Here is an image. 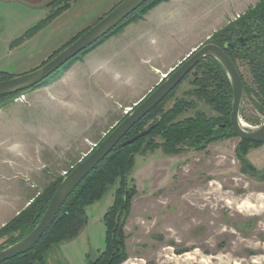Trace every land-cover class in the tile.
<instances>
[{
	"label": "rangeland",
	"instance_id": "1",
	"mask_svg": "<svg viewBox=\"0 0 264 264\" xmlns=\"http://www.w3.org/2000/svg\"><path fill=\"white\" fill-rule=\"evenodd\" d=\"M53 1L0 0V79L46 63L121 0ZM203 1V7L193 6L192 0L185 2L187 9L194 7L187 27L192 26L194 33H211L208 43L259 0ZM240 70L247 81L252 79L246 65L241 64ZM190 72L165 107L190 90L186 94L189 105L177 119L196 112L216 115L205 99L191 91ZM41 86L14 94L0 106V229L30 204V197L42 191V185L59 178L47 169L35 177L30 161L40 166L41 159L32 153H42L44 141L71 144L72 128H92L93 119L79 115L69 116L74 123H68L65 112H57L59 103L54 105L57 108L42 107L35 98ZM241 116L244 127L250 129L264 121V113L244 95ZM59 127L65 133L57 139ZM228 134L216 139L212 135L201 147L191 145L185 151L166 153L158 147L135 155L128 180L136 192L123 213L125 258L120 264H264V142L247 150L245 155L254 166V171L247 172L240 157L242 139ZM118 183L86 206L85 226L53 247L50 264H88L99 255L105 247L104 217L115 202Z\"/></svg>",
	"mask_w": 264,
	"mask_h": 264
},
{
	"label": "trees",
	"instance_id": "2",
	"mask_svg": "<svg viewBox=\"0 0 264 264\" xmlns=\"http://www.w3.org/2000/svg\"><path fill=\"white\" fill-rule=\"evenodd\" d=\"M163 1L167 0L146 1L106 35L82 50L34 87L48 84L50 77L57 72L66 70L81 57V54L88 52L109 36L121 31L128 23L143 17L150 8ZM212 41L225 47L242 77L244 96L251 97L264 113V0H259L245 13L234 20H230L225 27L212 35ZM231 41L236 42L234 48L226 45ZM241 64L246 65L250 70L252 79L249 81L244 78L240 70ZM192 72L193 75L190 72L193 84L191 91L197 98L205 99L216 112V115L206 116L201 112H196L184 119H177L189 105L186 94L190 90L184 91V96L177 98L169 108H166L165 104L170 100L175 91L174 88L159 104L139 120L81 181L38 242L27 251L4 260L0 264H50L49 256L53 247L79 233L88 219L86 206L99 199L117 180L119 183L115 191V202L104 217L106 226L105 247L97 257L91 258L88 264H120L125 258V235L123 231L125 218L123 213L125 214V211L128 210L130 200L136 192L135 186L130 188V181L128 180L129 173L135 163V155L155 150L158 147L166 153L185 151L191 145L201 147V144L207 143L212 135L216 139L224 137L228 133V135L236 134L230 122L233 89L223 65L216 58L207 56L194 67ZM1 73L5 74L6 72ZM8 77L10 76H5V78ZM27 90L14 94L24 93ZM14 94L0 95V106L6 104L7 100ZM144 130L147 132L138 139L128 144L122 143ZM241 143L240 157L244 165L243 168L247 172L254 171V166L248 161L245 154L249 148L261 143L245 139H242ZM62 179V176L57 178L45 186L42 191L36 193L31 198L30 204L1 227L0 239L3 240L0 249L21 239L36 226Z\"/></svg>",
	"mask_w": 264,
	"mask_h": 264
},
{
	"label": "crops",
	"instance_id": "3",
	"mask_svg": "<svg viewBox=\"0 0 264 264\" xmlns=\"http://www.w3.org/2000/svg\"><path fill=\"white\" fill-rule=\"evenodd\" d=\"M185 2L191 0H167L153 6L41 86L35 98L42 107H58V114L65 112L68 123H74L69 116L79 115L92 118L93 124L89 132L72 128L74 141L67 146L59 140L44 141L42 153H32L41 159L40 166L30 161L35 177L45 169L56 177L69 171L163 81V75H169L206 42L211 33H194L192 26L188 29V14L194 13V7L187 9ZM203 2L192 0L193 6L203 7ZM56 131L57 139L65 133L61 127ZM76 134H82L80 139Z\"/></svg>",
	"mask_w": 264,
	"mask_h": 264
},
{
	"label": "water",
	"instance_id": "4",
	"mask_svg": "<svg viewBox=\"0 0 264 264\" xmlns=\"http://www.w3.org/2000/svg\"><path fill=\"white\" fill-rule=\"evenodd\" d=\"M146 1L148 0H121L112 10L46 63L29 72L0 80V95L14 94L41 83L82 50L115 28L122 20ZM207 56L216 58L223 65L230 79L233 89V104L230 116L233 130L241 139L263 143L264 121L253 129L246 128L242 125L240 108L244 95V84L234 61L221 45L214 42L202 44L167 75L138 105L133 107L127 116L115 125L102 141L63 177L36 226L21 239L0 249V262L21 254L36 244L81 181L139 120L159 104ZM146 132L147 130L141 131L137 135L124 140L122 143H131Z\"/></svg>",
	"mask_w": 264,
	"mask_h": 264
},
{
	"label": "flooded vegetation",
	"instance_id": "5",
	"mask_svg": "<svg viewBox=\"0 0 264 264\" xmlns=\"http://www.w3.org/2000/svg\"><path fill=\"white\" fill-rule=\"evenodd\" d=\"M240 40H242V38H240ZM214 43H216V42H214ZM235 41H231V42H229V43H227V46L228 47H232V48H234L235 47ZM216 44H218V43H216ZM220 45V44H219ZM222 46V45H221ZM224 49H225V47L224 46H222ZM225 51H226V49H225ZM227 52V51H226ZM227 54H228V52H227ZM229 55V54H228ZM230 56V55H229ZM231 57V56H230ZM232 59V58H231ZM233 60V59H232ZM235 63V62H234ZM236 65V64H235ZM237 67V66H236ZM238 69V68H237ZM232 104H233V102H232ZM241 107H242V104H241ZM232 111V110H231ZM230 116H231V113H230ZM240 118H242V116H241V108H240ZM230 122H231V119H230ZM232 125V124H231Z\"/></svg>",
	"mask_w": 264,
	"mask_h": 264
},
{
	"label": "built area",
	"instance_id": "6",
	"mask_svg": "<svg viewBox=\"0 0 264 264\" xmlns=\"http://www.w3.org/2000/svg\"><path fill=\"white\" fill-rule=\"evenodd\" d=\"M167 75H168V74L163 75L162 78L164 79L165 77H167ZM127 111H128V110H126V112H127ZM64 174L66 175V174H67V171H65Z\"/></svg>",
	"mask_w": 264,
	"mask_h": 264
},
{
	"label": "bare ground",
	"instance_id": "7",
	"mask_svg": "<svg viewBox=\"0 0 264 264\" xmlns=\"http://www.w3.org/2000/svg\"><path fill=\"white\" fill-rule=\"evenodd\" d=\"M242 125H243V126H245V125H246V123H245L243 120H242Z\"/></svg>",
	"mask_w": 264,
	"mask_h": 264
}]
</instances>
